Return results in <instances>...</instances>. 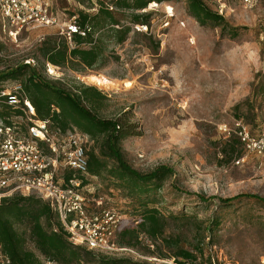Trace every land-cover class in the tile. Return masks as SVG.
I'll return each instance as SVG.
<instances>
[{
  "label": "rangeland",
  "instance_id": "374dc122",
  "mask_svg": "<svg viewBox=\"0 0 264 264\" xmlns=\"http://www.w3.org/2000/svg\"><path fill=\"white\" fill-rule=\"evenodd\" d=\"M203 1L223 16L227 26L200 24L189 13L187 0L151 1L138 11L149 14L146 29L141 30L122 16L127 11L117 10L122 23L130 27L127 38L114 44L105 35L101 65L83 70L52 65L42 56L45 39L60 35L56 26L22 31L13 38L0 20V72L27 63L46 82L66 90L78 83L102 90L108 100L98 115L116 119L124 112L132 124L133 134L120 141L126 161L142 172L159 164L173 167L170 178L158 187L150 186L149 204L166 216L187 215L202 220L203 227L211 225L204 257L197 262L259 264L264 256V202L240 197L224 205L219 198L239 193L264 198V156L247 152L233 132L237 119L254 135L264 131V0L251 7L235 0ZM51 2L62 23L78 18L79 11L95 13L100 4H112V0ZM90 74H103L115 84L99 87L88 80ZM23 78L6 79L0 89L13 91ZM14 120L23 130L25 119ZM222 123L229 132L218 128ZM232 141H236L234 153L225 145ZM87 147L98 153L93 141ZM87 178L84 192L105 200L123 217L124 227L135 224L137 207L127 189L111 186L105 173ZM168 220L169 229L177 227L179 221ZM186 236L192 241L191 232ZM147 245L154 248L142 236L136 248L145 258L133 260L176 264L172 258L147 253ZM27 246L35 251L30 239Z\"/></svg>",
  "mask_w": 264,
  "mask_h": 264
},
{
  "label": "trees",
  "instance_id": "16d2710c",
  "mask_svg": "<svg viewBox=\"0 0 264 264\" xmlns=\"http://www.w3.org/2000/svg\"><path fill=\"white\" fill-rule=\"evenodd\" d=\"M151 1L159 3L166 0H112L110 5L100 4L95 13L79 11L76 22L85 34L74 33L71 44L63 35H49L40 47L41 54L47 63L55 66H77L80 70L98 67L106 48L104 36H110L117 44L123 42L130 32L126 22L122 23L117 16V10L127 11L122 16L134 25L146 27L149 14L138 11L146 8ZM187 9L200 24L227 26L223 16L210 10L203 0H187ZM17 76L24 77L20 81L23 96L34 106L36 117L47 121L50 129L65 133L76 128L89 135L94 147L98 148V153H95L94 149L87 147L89 174L101 176L105 173L111 186L127 189V196L137 207L133 213L136 219L132 226L121 224L116 233L117 243L137 250L141 237L146 236L154 246L152 250L145 246L147 253L162 259L172 258L176 264H201L202 261L197 262V259L204 257L203 245L212 233L211 225L203 227V221L197 217L166 216L149 204L150 186H160L173 175L174 170L172 166L159 164L150 171L142 172L126 161L120 141L133 134L128 116L122 112L116 119L101 117L98 113L108 100L102 90L85 83L66 90L46 82L37 74L35 67L27 63L18 65L14 70L0 72V83ZM18 112L0 101V118L6 123H10V116ZM236 141L225 144L230 147L231 153L235 151ZM240 197L257 198L264 202V198L246 193L222 197L219 202L227 205ZM199 198L204 200V197ZM172 218L179 222L177 227L169 229L168 219ZM189 232L192 241L188 242L186 233ZM28 239L37 253L28 248ZM0 253L8 257V264H45L44 260L57 264H148L146 260L104 255L74 244L47 201L21 194L0 199Z\"/></svg>",
  "mask_w": 264,
  "mask_h": 264
},
{
  "label": "built area",
  "instance_id": "2783aa9c",
  "mask_svg": "<svg viewBox=\"0 0 264 264\" xmlns=\"http://www.w3.org/2000/svg\"><path fill=\"white\" fill-rule=\"evenodd\" d=\"M234 1V0H232ZM251 7L256 0H235ZM0 20L9 36L22 31L56 26L68 39L81 30L73 16L62 23L51 0H0ZM135 28L146 29L135 25ZM0 101L19 112L10 116V123L0 118V199L13 195H32L47 201L62 228L74 244L96 253L117 257L145 258L137 250L120 246L116 241L123 217L101 197L84 192L90 175L87 166L88 134L76 128L59 133L48 122L36 117L34 106L23 96L21 85L13 91L0 89ZM25 119L21 130L14 118ZM234 134L247 152L264 156V131L253 134L241 119L234 121ZM230 131L225 123L218 127ZM240 158L236 160V163ZM9 259L0 253V264ZM259 264H264V256Z\"/></svg>",
  "mask_w": 264,
  "mask_h": 264
},
{
  "label": "bare ground",
  "instance_id": "6f19581e",
  "mask_svg": "<svg viewBox=\"0 0 264 264\" xmlns=\"http://www.w3.org/2000/svg\"><path fill=\"white\" fill-rule=\"evenodd\" d=\"M166 10L172 14V9L170 6L167 5ZM88 80L94 83L95 85H98L99 87H111L114 85V81L108 79L105 75L100 74V75H94L90 74L87 76ZM126 86L130 85V82L125 83Z\"/></svg>",
  "mask_w": 264,
  "mask_h": 264
}]
</instances>
